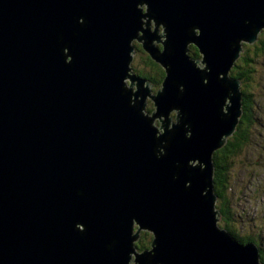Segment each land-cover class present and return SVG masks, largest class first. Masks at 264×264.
<instances>
[{
	"label": "water",
	"instance_id": "water-1",
	"mask_svg": "<svg viewBox=\"0 0 264 264\" xmlns=\"http://www.w3.org/2000/svg\"><path fill=\"white\" fill-rule=\"evenodd\" d=\"M263 26L264 0H0V264H263L213 187L242 113L230 68Z\"/></svg>",
	"mask_w": 264,
	"mask_h": 264
},
{
	"label": "trees",
	"instance_id": "trees-1",
	"mask_svg": "<svg viewBox=\"0 0 264 264\" xmlns=\"http://www.w3.org/2000/svg\"><path fill=\"white\" fill-rule=\"evenodd\" d=\"M136 54L140 53L142 65L140 68H132L133 72L138 76L147 79L154 87L152 92L157 91L165 78L164 68L154 61L148 53H146L141 44L134 42ZM161 50L162 44H157ZM189 54L192 58L200 57L196 46H188ZM264 57V28L257 34V39L253 43H243L240 56L234 61L230 68V76L240 81L242 92L241 109L242 113L238 120V124L233 133L227 137L222 147L216 149L213 153V187L217 196L215 208L219 211L222 220L218 221V226L225 228L239 243L255 242L259 248V260L264 264V248H261V243L258 238L252 236H241L235 229L231 228V212L228 200L232 190L231 186V169L235 158L241 153L244 147L250 144V139L254 131H258V120L254 118L253 97L247 90L249 85L254 82V70L257 65L258 58ZM133 63V62H132ZM134 64V63H133ZM151 111V109H147ZM173 117V114H172ZM257 125V128L255 127ZM152 234L145 231L136 241L137 247L146 246L150 248Z\"/></svg>",
	"mask_w": 264,
	"mask_h": 264
},
{
	"label": "rangeland",
	"instance_id": "rangeland-1",
	"mask_svg": "<svg viewBox=\"0 0 264 264\" xmlns=\"http://www.w3.org/2000/svg\"><path fill=\"white\" fill-rule=\"evenodd\" d=\"M142 12H145V8H143ZM141 20L145 22V19L141 18ZM141 25L145 28L143 24ZM158 30L159 33H162L161 26H159ZM197 34H199V31ZM139 35H142L141 31H139ZM163 40H165V37L162 38ZM131 42L133 44L134 42L137 44L141 43L136 38H132ZM240 42L245 43L244 40ZM152 43L155 46L160 44L156 40H153ZM188 44L194 46L191 42ZM138 55L141 56L140 53L136 54L135 51L132 60L134 64L131 62V69L141 67L142 62ZM200 58L202 57H198L197 59ZM257 60L259 63L255 66L254 82L249 85L247 91L253 97L254 118L258 120L259 129L253 132L250 144L244 147L241 153L235 158L231 169L232 175L230 182L232 190H228L230 194L228 196V204H230L229 210L231 212L230 227L235 229L241 236L258 238L261 243V248H264V57L258 58ZM123 82L129 87L130 80L128 78H124ZM153 88L152 86L151 90ZM155 88L158 90L160 87ZM146 102L145 111L147 109H151L152 112L156 110L152 105L153 100L150 97H146ZM171 112V115H174V111ZM173 121H175V118ZM152 123L157 128L161 126L158 118H154ZM255 127L257 128V125ZM220 220H222V217L219 218ZM133 226V233H136L139 226L135 222ZM141 232H144V230H141ZM147 232L151 233V231ZM136 249L138 251V247ZM143 250L138 252H142ZM134 257L135 255H130L129 264H135Z\"/></svg>",
	"mask_w": 264,
	"mask_h": 264
},
{
	"label": "bare ground",
	"instance_id": "bare-ground-1",
	"mask_svg": "<svg viewBox=\"0 0 264 264\" xmlns=\"http://www.w3.org/2000/svg\"><path fill=\"white\" fill-rule=\"evenodd\" d=\"M149 23H150V26H151L150 29L153 30V29H154V22H153V20L150 19V20H149ZM159 26H161V25H159ZM159 26H158V28H159ZM161 28H162V26H161ZM158 31H159V30H158ZM162 31H163V28H162ZM138 33H139V32H138ZM259 33H260V32H259ZM159 34H160V33L158 32L157 35H159ZM162 38H164V37H160L159 39L162 40ZM132 74H133V72H132ZM241 110H242V109H241ZM155 111H156V110H155ZM143 230H146V229H143Z\"/></svg>",
	"mask_w": 264,
	"mask_h": 264
},
{
	"label": "flooded vegetation",
	"instance_id": "flooded-vegetation-1",
	"mask_svg": "<svg viewBox=\"0 0 264 264\" xmlns=\"http://www.w3.org/2000/svg\"><path fill=\"white\" fill-rule=\"evenodd\" d=\"M133 57H134V56H133ZM130 65H131V64H130ZM150 84H151V83H150ZM147 111H148V110H147ZM144 232H145V231H144ZM142 233H143V232H141V235H142ZM141 235H140V236H141ZM136 247H137V246H136ZM143 249H149V248L146 247V246H142V245H141V247H138V251H141V250H143Z\"/></svg>",
	"mask_w": 264,
	"mask_h": 264
}]
</instances>
